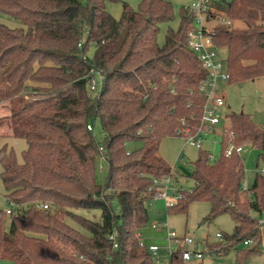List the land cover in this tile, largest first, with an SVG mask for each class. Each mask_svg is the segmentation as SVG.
Returning <instances> with one entry per match:
<instances>
[{"label":"trees","instance_id":"obj_1","mask_svg":"<svg viewBox=\"0 0 264 264\" xmlns=\"http://www.w3.org/2000/svg\"><path fill=\"white\" fill-rule=\"evenodd\" d=\"M108 3L122 4L119 19ZM212 7L218 17L243 25L214 28L216 48L228 51V82L263 78L264 0H220ZM0 14L20 24L0 22V108L7 113L0 126L27 143L22 162L13 149L0 150V178L14 205L11 214L0 210V261L154 264L142 243L148 208L164 181L178 175L160 145L165 138L196 136L207 105L200 88L208 72L188 47L191 12L181 10V27L168 31L163 46L160 25L174 19L166 0H141L137 9L128 0H0ZM96 73L104 76L100 92L90 89ZM227 117L221 155L211 160L209 150H199L187 176L193 188L178 189L167 213L209 203L207 221L230 214L236 222L234 237L224 236L232 243L207 244L210 253L226 255L251 239L256 247L246 256L262 254L264 231L253 215H264V174L244 191L242 154L225 152L247 144L264 160V129L250 115ZM129 143L141 147L128 151ZM102 156L103 183L97 177ZM81 210H99L100 220ZM170 264L186 263L174 253Z\"/></svg>","mask_w":264,"mask_h":264},{"label":"rangeland","instance_id":"obj_2","mask_svg":"<svg viewBox=\"0 0 264 264\" xmlns=\"http://www.w3.org/2000/svg\"><path fill=\"white\" fill-rule=\"evenodd\" d=\"M133 1V6L130 4ZM171 2L174 8V19L172 22H165L160 25L158 34V43L163 46L166 43L168 31L170 29L177 32L181 27V10L183 8H190L197 0H166ZM211 5H214L220 0H208ZM129 4L137 9L141 0H128ZM107 11L116 19L121 17L123 7L121 3H108ZM221 18L215 17L213 20L205 19L204 23L210 30H214L215 26L220 24ZM0 22L8 25L9 27H18L20 24L13 19L0 14ZM236 28L243 27L240 22H234ZM233 26V27H234ZM219 58L226 63L228 57L227 49H218ZM94 54V49H91L89 55ZM219 94L226 101V106L216 107L217 114L220 117V124L216 125L209 135L204 138L206 141L204 146L214 155L218 157L221 155L222 147L220 144V135L225 128L229 126V119L227 116L231 114H246L250 115L253 122L260 128L264 129V77L256 80L245 82H219ZM4 108H0V118L6 116ZM209 124H206L202 130H209ZM94 134L98 141L103 138L102 127L99 122L95 125ZM7 146L8 149H13L16 153L19 162L23 161V152L27 149L26 141L16 139L9 136L7 126H0V150ZM141 147L140 143H129L127 145L128 151H133ZM237 147L244 148L242 157L245 162V183L251 188L258 176L264 170V160L260 159V151L247 144H242ZM160 155L164 157L167 163L173 168L175 179H167L164 181L163 187L167 184L168 188L166 193L170 198L167 201L164 197H159L154 200L149 208V223L143 230V244L149 248L156 245L161 248L158 258H155L154 264H170L171 252L168 249L166 241L167 232H174L179 238L192 237L196 243H199L201 248L207 253L202 264H264V251L262 254H252L246 256L247 252L256 245L246 247L243 242L238 243L233 247L228 254L223 256L211 255L208 251L207 244L219 246L229 245L232 242L225 239L224 242H219L217 239L218 234L224 236L234 237L236 222L230 214H222L213 221H207V217L211 210V205L206 202H195L191 204L188 213H167V207L174 201L172 198L177 194L178 189L190 191L194 182L187 176L190 174L192 165L199 158V149L192 145L186 138L169 137L162 140L160 145ZM106 164L105 170L101 171L98 167L97 177L103 183L106 177ZM2 171L0 165V173ZM7 192L0 178V210L7 211L9 209V202L6 198ZM80 215L100 220L101 212L99 210L86 211L81 210ZM256 219L260 218L257 214L253 215ZM153 224L164 225L161 232H156L152 229ZM9 228V223L6 225ZM86 233V232H85ZM264 247V235L263 243ZM261 246V248H263ZM218 247V246H216ZM215 247V248H216ZM212 248V247H211ZM213 250V248H212ZM0 264H10L0 261ZM187 264V263H186ZM194 264V263H192Z\"/></svg>","mask_w":264,"mask_h":264},{"label":"built area","instance_id":"obj_3","mask_svg":"<svg viewBox=\"0 0 264 264\" xmlns=\"http://www.w3.org/2000/svg\"><path fill=\"white\" fill-rule=\"evenodd\" d=\"M188 9L193 16V27L188 31L187 34L188 47L197 55L198 59L203 64V67L208 72L207 81L200 88L201 92L204 94L207 100L204 116L201 121V127L203 128L206 124H209L210 129L205 131L200 128L199 133L196 136H189L186 139L191 142L192 145L196 146L199 150H208L204 146L206 142L204 138H206L212 131V129L221 122L220 117L217 114L216 107L226 106V101L219 94L218 84L219 82H228L230 80V74L228 72L227 63H224L218 56V49L216 48V45L214 43V30L208 29V27L204 23L205 19L213 20V18L217 17V13L213 9L211 2L208 0H197ZM220 24L225 25L229 28H232L234 26L233 21L227 20L225 18H221ZM103 81L104 76L101 73H96L95 77L91 81L90 89L93 92H100L102 89ZM88 129L90 131L94 130L92 125H89ZM101 151H104L103 147H101ZM243 151L244 148L242 147L230 145L226 150L225 155L229 157L233 153L242 154ZM209 158L213 160L214 155L211 154ZM105 161V157L102 156L99 164L101 171H104ZM262 174H264V170L262 171ZM242 187L246 192L250 189V187L245 182L243 183ZM168 188L170 187H168L167 184L164 187H161L153 201L158 199L159 197H164L167 201H169L170 198L166 193ZM177 199L178 195L176 194L172 198L174 202L168 206L174 205ZM13 207L14 205L12 203H9L7 214L12 213ZM39 207L41 209H48V205L44 204H40ZM257 222L261 226V229L264 231V215L260 216V218L257 219ZM152 228L157 231H161L165 227L164 225L153 224ZM217 239L219 242L225 241V237L222 234H218ZM166 241L168 243V249L171 252V255L174 253L182 255L185 263L187 264H202L205 255L207 254L201 248L200 244L196 243L192 237H184L181 239L176 235V233L168 231ZM252 244L253 240L251 239H247L246 241H244V245L246 247H249ZM148 249L151 251L154 258H158L160 252L159 246L153 245ZM210 254L215 255L214 253Z\"/></svg>","mask_w":264,"mask_h":264},{"label":"crops","instance_id":"obj_4","mask_svg":"<svg viewBox=\"0 0 264 264\" xmlns=\"http://www.w3.org/2000/svg\"><path fill=\"white\" fill-rule=\"evenodd\" d=\"M130 4L133 6V1H130ZM210 128V127H209ZM163 157V156H162ZM164 158V157H163ZM153 229V228H152ZM154 231H156V232H161V231H157V230H155V229H153ZM160 250H161V248H160Z\"/></svg>","mask_w":264,"mask_h":264}]
</instances>
